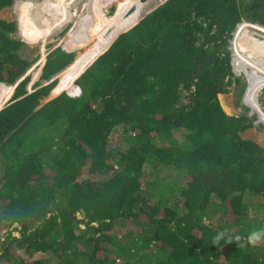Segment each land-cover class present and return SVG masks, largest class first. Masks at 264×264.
Here are the masks:
<instances>
[{
  "label": "trees",
  "instance_id": "1",
  "mask_svg": "<svg viewBox=\"0 0 264 264\" xmlns=\"http://www.w3.org/2000/svg\"><path fill=\"white\" fill-rule=\"evenodd\" d=\"M129 4L66 44L104 41ZM141 16L76 78L77 96L41 104L51 85L28 92L26 76L0 110V264H264V242L227 243L264 228V145L218 98L240 83L231 33L242 19L264 26V0H165ZM15 31L0 18L8 84L32 63ZM73 56L55 49L40 79Z\"/></svg>",
  "mask_w": 264,
  "mask_h": 264
},
{
  "label": "rangeland",
  "instance_id": "2",
  "mask_svg": "<svg viewBox=\"0 0 264 264\" xmlns=\"http://www.w3.org/2000/svg\"><path fill=\"white\" fill-rule=\"evenodd\" d=\"M43 1L44 0H34V1L33 0H14L12 5L6 6L0 10V18H3L7 21L15 22L16 31L13 32L11 34V36L16 40L23 42V45L20 47L18 53H19V55H21V58H24L27 61L33 62L31 65L32 67L35 64H37L39 61L41 64L42 57L44 59L45 55H47L51 50H53L54 48H57V47L60 48V51L62 49V51L64 50L65 52H68V53L71 52L74 54L73 62L67 68H65L63 71L59 72V74L57 76V79H58L57 84L58 85L57 84H55V85L51 84V90L49 92V95L41 99V102H40L41 104L48 101L49 99L55 97L57 95V93L60 92L58 90L62 86H64L71 78H73L75 75H77L78 72H80L83 69L81 71V73H82L90 64H88L87 67H85L86 65L81 64L79 67L74 68L75 64L77 62H79L80 58L82 56L89 55L90 53H91V55H93L95 57L99 53L98 52V53H96V55H94L93 50L95 48H97L100 44H103L104 46L101 45V49H100L102 51V49H104L106 46H108L109 41L107 42L105 40L107 38H109L114 33V31L118 27L119 21L123 19V17L127 14L128 11H130L129 16H131L132 13H134L135 10L137 9L136 8L137 2L135 3V1H137V0H135V1L133 0L132 1L133 4H131L130 0H118V2L112 1V2H110V4L106 5V7L102 11H100L98 14L93 16L92 19L89 20L90 10L92 9V5H90L88 0H70V6H69L68 10L70 11L71 17L69 19H66L65 21H60L59 19L56 20L54 22L50 32L46 34L47 37L45 36L44 38H42V37L38 36L37 40L27 39L23 33L22 28H21L22 7L24 6V4L28 5L32 2H34V3H36L35 5H37L39 3H42ZM125 1H129V3H130L129 8L132 6L131 9L129 10V8H128L127 11L124 13V16L121 17L120 19L116 20L115 26L111 30L110 35L104 41L100 40V42H97V44L96 43L92 44L93 41H90L89 44H85V46H83V47H77V45L71 46L69 44H66L65 39L68 37L69 33L76 34L78 31L81 32V27L83 29L82 30V32H83L84 28H87L88 25L96 22L102 13L105 12L106 16H111L112 13L115 11V9L120 7L121 5H123V3ZM159 1L163 2L164 0H147L145 2L146 3H152V2L155 3L156 2L155 4H157V2H159ZM141 3H142V1H141ZM35 5H34V7L29 8V14H31L33 16V18L35 20L34 22L37 23L38 26L42 27L43 21H44L45 17H47L48 13L43 12V14H42L40 12L41 9H39V8H37V10L35 9L36 8ZM154 5H152L151 7H147V5L145 7H143V11L141 14L147 12L148 10H150V8H153ZM41 11H43V10H41ZM88 13H89V15H88ZM50 17H52V16H50ZM38 18H40V19H38ZM125 18H126V16H125ZM138 18L139 17L135 18V22L138 20ZM246 23L247 22H245V24H243V22H242V26H243V29L247 31L249 26H247ZM236 29L237 28H235L234 32H236ZM243 29L241 32H243ZM239 36L241 37L242 35H239ZM232 38L233 37L230 38L231 42H232ZM75 39H77V38H75ZM105 42H107V44H105ZM235 42H236L235 45L240 50V53L238 52L237 49L235 50V53L237 56L236 67H237V64H239V66H241V68L243 69L242 71L244 72V74H245V70H247V68H249L248 71H251L250 73L252 75V78H254V76L264 75V57L263 58L261 57V59H258L256 57L254 58L253 56H251V50L252 49H255V50L264 49V41H257L255 37H253L251 35H245L240 39L239 42L236 40H235ZM237 42H238V45H237ZM235 45H234V43L232 44V49L236 48ZM87 47H90V48L87 49L85 52V49ZM57 53L58 52L54 53V55H56ZM32 67L27 72L30 75L29 82L26 85L28 92H30L31 90L33 91V87H34V86L32 87L33 83H36L39 81L41 83V86H42V85L49 84V82L52 80V78L49 80H45V81L41 80L39 78L40 77L39 66L35 67L34 69H32ZM237 69H238V67H237ZM258 74H260V75H258ZM240 77H241V82L239 84H232L230 86V92H228L224 95L218 96L219 102H220L222 107H223V105H222L221 101H223V100L229 105L230 108L226 107L227 109H225L223 107V110L226 112V114H228V115L246 114L249 118H253V120H255L254 116L256 118V114L252 115V111L247 109L246 107H244L242 105L241 100H240L241 99L240 92L242 91L241 89H242V84H243V78H242V76H240ZM259 79H260V81L258 84L263 83L262 85H264V78L261 77ZM252 83L254 84L256 82H252ZM2 85H5L6 88H5V94L0 98V107H2L4 105V101L7 99V97L10 98L11 91L13 89V84L0 82V93L2 90L1 89ZM56 85H57V87H56ZM73 85H76L75 82H73ZM37 87H40V86H37ZM252 87L253 86L251 84H249V88H248L249 90L247 91V94H246V101L249 103L250 106H252L253 110H256V111L258 110V111L263 112V115L260 114V116L264 120V89L261 92L260 96L258 97L259 102H260V107H261L260 108L258 101H257V96H256L258 94ZM6 94H8V95L6 96ZM70 94L74 95V94H76V92H74V93L70 92ZM242 136L244 138H246V137L257 138L261 144H264V138H263L264 137V125H262V124H258V126L253 125L251 128L246 130L242 134ZM212 219H213V222H216V224H219V222L224 221L225 217L221 212H219V213L216 212V214L213 215ZM3 242H4V235H1L0 247L2 246ZM13 252H14V254H18V255L22 254V256L25 258L27 257V256H25V254L22 253V251H20L18 249L17 250L13 249ZM32 254L40 255V254H35V253H32Z\"/></svg>",
  "mask_w": 264,
  "mask_h": 264
},
{
  "label": "bare ground",
  "instance_id": "3",
  "mask_svg": "<svg viewBox=\"0 0 264 264\" xmlns=\"http://www.w3.org/2000/svg\"><path fill=\"white\" fill-rule=\"evenodd\" d=\"M112 1L118 2V0H88V2L90 3V5H92V9L90 10L89 20L92 19V17L95 16L96 14H98L100 11H102L106 7V5L110 4V2H112ZM130 1H131V4H133V2H132L133 0H130ZM145 1H147V0H145ZM144 2L141 3V0L135 1V3L137 4L136 5V8L137 9L135 10L134 13H132L131 16L125 18V16L127 15L126 14L123 17V19L119 21L118 27L116 28V30L114 31V33L109 38H107L105 40L107 42L109 41L108 44L110 43V41L112 40V38L115 36L116 33H119L120 31H123L126 28H128L130 25H132L135 22V18L136 17H140L141 16V13L143 11V7H145L148 4V3L144 4ZM35 4L36 3L32 2V3L28 4V5H25L24 4V6L22 7V12H21V18H22L21 19V28H22L23 33H24V35H25V37L27 39L37 40V37L38 36L44 38L46 36V34L50 32V30H51V28H52V26H53V24H54V22L56 20L59 19L60 21H65L66 19H69L71 17L70 11L68 10V8L70 6V0H44L42 3H39L37 5H35ZM34 5L36 7L35 8L36 10H37V8L43 10V11L40 10V12L42 14H43V12L48 13L47 14V17H45V19L43 21L42 27L41 26H38V24L34 22L35 20H34L33 16L31 14H29V8L30 7H34ZM88 15H89V13H88ZM50 16H52V17H50ZM38 19H40V18H38ZM260 30L264 32V29H260ZM107 42H105V44H107ZM101 45L104 46L103 44H100L97 48H95L93 50L94 55H96V53H98V52L101 51L100 50L101 49ZM106 47L103 50H105ZM251 56H253L254 58L256 57L258 59H261V57L263 58L264 57V49H262V50L252 49L251 50ZM93 58H94V56L91 55V53L89 55L82 56L80 58L79 62H77L75 64L74 68L75 67H79L81 64L88 65L92 61ZM41 60H43V57H42ZM43 62H44V60L41 62V64ZM250 72L251 71L245 70V76L249 79L250 84L253 86L252 88L258 94L259 89L262 88V87H264V85H262L263 83L258 84L259 81H260L259 78H261L262 76L261 75L260 76H254V78H252V75H251ZM252 82H256V83L253 84ZM5 88H6L5 85H2L1 86V89L2 90H1V93H0V98L5 94ZM59 91H61V90H59ZM7 95L8 94H6V96ZM221 102H222V105H223V107L225 109L230 108L229 105L224 100L221 101ZM261 115H263V112H261Z\"/></svg>",
  "mask_w": 264,
  "mask_h": 264
},
{
  "label": "clouds",
  "instance_id": "4",
  "mask_svg": "<svg viewBox=\"0 0 264 264\" xmlns=\"http://www.w3.org/2000/svg\"><path fill=\"white\" fill-rule=\"evenodd\" d=\"M142 2H144L145 0H141ZM165 1V0H164ZM156 3V2H155ZM155 3H153L152 5H154ZM160 3H162L161 1H159V2H157V4H155L154 6H153V8L156 6V5H158V4H160ZM152 5H150V7L152 6ZM131 8V7H130ZM130 8H129V10H130ZM150 9H152V8H150ZM149 11V10H148ZM146 13V12H145ZM141 15H144V13L143 14H141ZM142 16H140L139 18H138V20L141 18ZM137 20V21H138ZM136 21V22H137ZM136 22L134 23V24H136ZM242 22H243V24H245V22H247L246 24H247V26H249L248 27V30L246 31V30H244L243 29V26H242ZM134 24H132L131 26H129L128 28H126L125 29V31L126 30H128L130 27H132ZM237 26V27H236ZM236 26H235V28H237L236 29V32H234V30H233V32L231 33V37H233L232 38V42L230 41V39H229V44H228V49H229V51H230V53H231V66H232V72H233V74H234V76H238V77H240V76H242V78H243V84H242V92H241V94H240V96H241V102H242V105L244 106V107H246L247 109H249V110H251L252 111V115H254V114H256V118H255V116H254V119L255 120H253V118H250L251 120H252V126L253 125H256V126H258V124H262V125H264V120L261 118V116H260V114H261V111H256V110H253L252 109V106H250L249 105V103L246 101V94H247V91H248V88H249V84H250V81H249V79L245 76V74H244V72L242 71V70H239L238 71V69H237V67H236V61H237V56H236V53H235V50L237 49L238 50V52L240 53V50L238 49V47L235 45V47L236 48H234V49H232V44L235 42V40L236 41H240V39L244 36V35H251V36H253V37H255L256 38V40L257 41H264V32L263 31H261L260 29H264V26L263 25H261V24H259V23H256V22H249V21H246V20H244V19H242L239 23H237L236 24ZM242 29H243V32H241L242 31ZM121 32H124V31H120L119 33H121ZM235 33V34H234ZM118 34V33H117ZM234 34V35H233ZM239 35H242L241 37L239 36ZM239 36V37H238ZM230 37V38H231ZM235 39V40H234ZM238 42H237V45H238ZM236 43V42H235ZM109 45V44H108ZM108 47V46H107ZM59 47H57V48H54L53 50H51L47 55H45L44 56V62L42 63V64H40V61L37 63V64H35L33 67L31 66L32 65V63H31V67H32V69H34L35 67H37V66H39V72H40V75H41V71H42V68H43V66H44V64H45V62H46V59H47V56L49 55V54H51L53 51H55V49H58ZM60 49V48H59ZM62 50V49H61ZM64 51V50H63ZM102 52H104V50L102 51ZM102 52H100L98 55H100ZM68 53V52H67ZM98 55H96L95 57H94V59L89 63V64H91L96 58H97V56ZM73 59H74V57H73ZM72 62H73V60H72ZM71 62V63H72ZM71 63H69L68 65H66L63 69H61V70H59V71H57L56 73H54V74H52L51 76H50V78H47V79H43L44 81L45 80H49V79H51L52 78V80L49 82V84H46V85H51V84H57L58 83V79H57V76H58V74H59V72L60 71H63L65 68H67ZM29 66V68H27L26 69V71H25V73L19 78V79H17V81H16V83L15 84H13V89H12V91H11V95H10V98L9 97H7V99L4 101V105L2 106V107H0V110L3 108V107H5V105H6V103H7V101L9 100V99H11L12 98V95H13V93H14V88H15V86L21 81V80H23L26 76H29L30 77V75H29V73H27L28 72V70L31 68ZM87 67V66H86ZM249 68H247V70H248ZM27 73V74H26ZM81 74V72L75 77V79L73 80V82L76 80V78L79 76ZM258 75H260V74H258ZM263 78H264V75H261ZM40 78V77H39ZM40 80V79H39ZM240 82H241V77H240ZM33 84H35V83H33ZM232 84H236V83H232ZM239 84V83H238ZM46 85H42V86H46ZM76 86V88H77V92H76V94H70V92L68 91V90H61L59 93H57V95H59L60 93H62V92H66L69 96H71V97H74V96H77L79 93H80V89H79V87L77 86V85H75ZM32 87H33V85H32ZM40 87H41V83H40ZM263 89H264V87H262V88H260L259 89V91H258V95H257V101H258V104H259V107H260V102H259V99H258V97L260 96V94H261V92L263 91ZM50 90H51V88H50ZM28 91V90H27ZM30 92H32V90L30 91ZM74 93V92H73ZM226 94V93H225ZM49 95V94H48ZM56 95V96H57ZM219 95H224V94H219ZM218 95V96H219ZM55 96V97H56ZM261 108V107H260ZM258 131V130H257ZM245 132V131H244ZM243 132V133H244ZM224 237H225V233H223V232H221V233H218L217 235H215V237H214V242H216V243H219L222 239H224ZM241 240H244L245 241V243L247 244V245H253V246H255V245H257V244H259V243H261V242H264V228H260V229H254V230H252V231H250L249 232V234L247 235V237H241V236H235L234 238H232V237H229L228 238V240H227V243H229V242H233V241H235V242H240ZM25 256H28V255H25Z\"/></svg>",
  "mask_w": 264,
  "mask_h": 264
},
{
  "label": "water",
  "instance_id": "5",
  "mask_svg": "<svg viewBox=\"0 0 264 264\" xmlns=\"http://www.w3.org/2000/svg\"><path fill=\"white\" fill-rule=\"evenodd\" d=\"M252 8H254V6L252 7ZM131 9V8H130ZM129 12L130 11H128V13H127V15H126V17H128L129 16ZM123 31H125V30H123ZM119 34V33H118ZM117 33L115 34V36L112 38V40L110 41V43H109V45L111 44V42L117 37V35H118Z\"/></svg>",
  "mask_w": 264,
  "mask_h": 264
},
{
  "label": "crops",
  "instance_id": "6",
  "mask_svg": "<svg viewBox=\"0 0 264 264\" xmlns=\"http://www.w3.org/2000/svg\"><path fill=\"white\" fill-rule=\"evenodd\" d=\"M144 4H146V2H144ZM149 4V5H148ZM147 4V7H150V5H152L153 4V2L152 3H148ZM256 142H258V143H260L259 142V140L257 139V138H253ZM261 144V143H260ZM264 145V144H263Z\"/></svg>",
  "mask_w": 264,
  "mask_h": 264
}]
</instances>
